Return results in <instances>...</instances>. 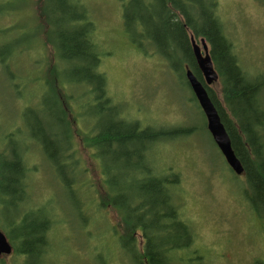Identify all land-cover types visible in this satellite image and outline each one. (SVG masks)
I'll return each instance as SVG.
<instances>
[{"label": "trees", "instance_id": "obj_1", "mask_svg": "<svg viewBox=\"0 0 264 264\" xmlns=\"http://www.w3.org/2000/svg\"><path fill=\"white\" fill-rule=\"evenodd\" d=\"M119 1L131 39L151 46L170 69L182 74L189 87L188 67L204 83L192 36L199 44L205 39L219 73L222 101L210 86L206 88L244 167L241 191L245 206L251 216L258 217L259 229L255 228L264 235V76H251L245 69L220 14L219 0H145L135 3L138 12L132 11L129 0ZM31 5H35L33 13L38 23L35 30L27 32L22 26L25 32L19 43L6 49L0 46L3 67L15 64L18 55L35 47L47 58L49 46L54 54V62L47 59L43 70L36 69L34 82L40 90L34 96L39 99L36 106L23 107L21 116L26 125L8 127L0 113V204L20 214V222L12 226L13 236L7 237L14 253L22 257L21 264H52V229L55 223H62L48 202L36 201L32 196L33 150L39 148L50 158L62 189L70 193L77 187L87 191L92 180L89 182L84 174L91 170L78 156L76 136L91 152L94 172L97 168L100 173L94 185L100 193L93 202L117 212L123 229L119 235L122 247L135 264H194L190 262L204 259L197 253L196 232L181 211L180 175L171 166L159 167L155 163L165 131L128 118V110L111 95L108 77L100 69L105 53L94 35L89 9L80 0H32ZM9 6V13L16 10L14 3ZM4 11L0 5V19ZM142 20L148 27L143 33L139 29ZM15 28L9 26L0 32ZM136 33L142 40L133 38ZM72 90L77 94L73 95ZM75 102L83 111L80 114L75 113ZM38 109L49 117L51 132L35 121L29 122L38 119ZM85 115L88 130L83 135L78 123L86 122L83 117L78 120V116ZM100 123L106 131H99ZM27 135L34 143L27 141ZM15 136L20 139L17 141ZM53 153L58 160L52 159ZM78 208L81 216L88 218L85 208ZM112 228L118 232L117 227Z\"/></svg>", "mask_w": 264, "mask_h": 264}, {"label": "rangeland", "instance_id": "obj_2", "mask_svg": "<svg viewBox=\"0 0 264 264\" xmlns=\"http://www.w3.org/2000/svg\"><path fill=\"white\" fill-rule=\"evenodd\" d=\"M31 1L0 0L5 9L0 30L16 27L11 33L0 32L1 47L6 49L19 43L17 41L25 32L22 26L27 32L37 27L33 13L35 5L32 6ZM80 1L89 9L90 20L95 25L94 35L105 53L100 69L108 77L111 95L125 111L128 110L125 113L128 118L165 131L155 163L159 167L171 166L180 175L181 211L196 232L197 253L204 258L190 263L197 264L201 260L200 264H257V261L264 264V235L256 226L259 219L252 213L253 216L250 215L241 191V182L244 184L245 179L228 167L182 74L170 69L162 56L153 52L146 42L141 45L133 42L125 30L119 0ZM11 3L16 10L9 13ZM219 6L245 69L251 76L260 73L264 76V0H219ZM38 41L42 43L43 38ZM53 55L50 46L48 58L45 52L43 54L35 47L18 55L15 64L0 66V113L8 127L17 123L26 125L21 116L22 109L26 104L36 106L39 99L38 96L35 100L34 96L40 90L34 82L38 73L36 69L43 70L47 59L54 62ZM210 87L222 101L219 82ZM80 99L84 101L85 98L77 100ZM74 108L76 114L83 112L77 102ZM36 116L38 119L29 122L35 121L47 133L51 132L46 113L38 109ZM80 117L86 123L81 122ZM78 120L84 135V130H88L86 115L78 116ZM76 137L78 156L83 166L91 170L84 177L89 178V182L92 180L94 186L99 182L100 173L97 168L94 172L89 158L91 152L84 149L81 138ZM15 139L18 141L20 136ZM26 139L34 143L28 135ZM33 152L32 196L36 201L48 202L47 205L62 220L52 229V264H135L122 247L120 236L123 229L117 212L112 207H97V201L93 202L100 193L97 187L94 186L95 191L91 184L87 191L77 187L73 193L62 189L50 158L39 148ZM77 204L85 208L89 220L81 216ZM66 220L70 223L67 224ZM19 222L20 214L15 209L0 204V229L8 237L13 236L12 226ZM21 262L22 257L15 253L0 259V264Z\"/></svg>", "mask_w": 264, "mask_h": 264}, {"label": "water", "instance_id": "obj_3", "mask_svg": "<svg viewBox=\"0 0 264 264\" xmlns=\"http://www.w3.org/2000/svg\"><path fill=\"white\" fill-rule=\"evenodd\" d=\"M193 50L198 67L204 77V83L200 81L194 72L188 67L186 77L196 100L199 103L207 121V128L212 138L222 153L226 163L237 175L244 173V167L240 159L236 156L232 147L230 135L228 134L217 107L212 101L206 86L219 82V73L215 69L209 46L205 39L197 43L192 36ZM13 253V245L7 235L0 229V258Z\"/></svg>", "mask_w": 264, "mask_h": 264}, {"label": "bare ground", "instance_id": "obj_4", "mask_svg": "<svg viewBox=\"0 0 264 264\" xmlns=\"http://www.w3.org/2000/svg\"><path fill=\"white\" fill-rule=\"evenodd\" d=\"M130 1V3H131V7H132V11H136V12H138V10L136 9V5H135V3H138V2H142V3H145V0H129ZM174 2H175V0H174ZM122 4V3H121ZM157 6L159 5V2L156 4ZM122 7H123V4H122ZM142 22V24H143V26L142 25H139V29L142 31L141 33H143V32H146V31H148V27H147V25H146V22H144L143 20L141 21ZM131 25H133V23L131 24ZM134 26V25H133ZM133 38L135 39V40H142V36H141V34L139 35V34H134L133 35ZM195 39V38H194ZM196 40V39H195ZM134 42V41H133ZM134 43H136V42H134ZM137 44V43H136ZM106 123V122H105ZM98 129H99V131H106V127H104V124L103 123H100V125L98 126ZM162 139V138H161ZM161 139H159L160 141H161ZM52 159L53 160H58L59 159V156H57L55 153H53V155H52ZM18 241V240H17ZM16 241V242H17ZM22 247H23V245H22ZM21 247V248H22Z\"/></svg>", "mask_w": 264, "mask_h": 264}, {"label": "flooded vegetation", "instance_id": "obj_5", "mask_svg": "<svg viewBox=\"0 0 264 264\" xmlns=\"http://www.w3.org/2000/svg\"><path fill=\"white\" fill-rule=\"evenodd\" d=\"M240 176H241L242 179H245V177H242V176H244V174H241ZM14 252H15V248H14V246H13V253H14ZM13 253H12V254H13ZM12 254H10V255H8V256H4V257H2V258H0V259H3V258H6V257H9V256H11Z\"/></svg>", "mask_w": 264, "mask_h": 264}]
</instances>
